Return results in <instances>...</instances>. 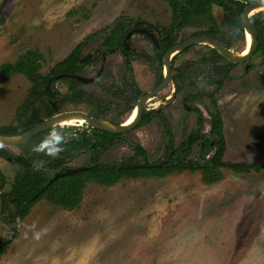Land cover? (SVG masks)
<instances>
[{
  "label": "rangeland",
  "instance_id": "rangeland-1",
  "mask_svg": "<svg viewBox=\"0 0 264 264\" xmlns=\"http://www.w3.org/2000/svg\"><path fill=\"white\" fill-rule=\"evenodd\" d=\"M211 13L213 21L222 20L220 8L213 5ZM0 19H3L0 66L14 64L28 50L38 51L43 56L39 70L42 75L48 74L92 34L81 60L89 53L92 58L82 64L77 75L93 78L100 67L103 73L91 83L78 82L77 89L96 99L110 101L104 121L112 124L125 122L129 116V112L118 107L121 104L118 95L116 99L109 93V87L113 84L115 87L122 76L124 61L119 53L104 51V36L96 32L111 28L117 19L166 26L170 22V9L166 0H0ZM207 23L200 18L180 31L178 41L205 30ZM130 44L138 52L154 55L152 44L142 35H134ZM243 48L244 41L231 44L234 53ZM98 50L105 53L104 58L96 55ZM208 52L205 46L197 45L179 54L173 62V79L179 93L173 97L171 83L145 106L147 110L163 112L175 148L196 127L194 107L201 111L204 119L201 131L208 135L210 100L204 96L201 101H185L189 111L182 102V95L210 93L215 88L208 82L214 78L210 72L212 65L203 62ZM142 59L130 60L137 89L144 94L152 91L157 81L150 69L154 65ZM71 84V79L55 80L50 95L56 99L67 97L72 92ZM30 88L23 74L3 77L0 73V133L5 129H22L18 108ZM214 98L226 140L224 161L264 163V56L257 53L246 64L236 65L224 76ZM76 110L96 113L98 108L96 102L87 100L66 101L56 113ZM83 126L60 125L58 131L62 134L64 131L63 136H67ZM68 127L72 129L65 131ZM127 141L140 145L150 162L162 161L166 153L163 125L153 118L125 134L124 140L104 153L102 161L119 163L133 159ZM33 147L25 143L0 149L20 156ZM209 155L199 142L193 146L189 159L200 162ZM46 156L42 165L48 177L55 171L47 168ZM88 159L89 153L81 154L68 166H84ZM19 172L21 169L15 162L0 158L2 192L10 190ZM221 173L222 179L211 184L202 181L200 172L126 179L112 187L90 182L72 209L41 201L21 223L17 238L0 256V264H264V170L235 174L222 169ZM41 229L44 231L40 238L33 239V233ZM5 233L6 227L1 224L0 235Z\"/></svg>",
  "mask_w": 264,
  "mask_h": 264
},
{
  "label": "trees",
  "instance_id": "trees-1",
  "mask_svg": "<svg viewBox=\"0 0 264 264\" xmlns=\"http://www.w3.org/2000/svg\"><path fill=\"white\" fill-rule=\"evenodd\" d=\"M218 1L221 0H167L168 6L172 9L173 17L168 27H158L161 33V38L159 39L161 51H156L155 54L159 62L166 50L176 43L177 38L174 36L173 30H177L193 21V19L205 15L209 5L213 2L218 3ZM228 3L233 4L231 7H234L235 19L239 21L238 15L243 9L242 1L233 2V0H228ZM224 10L225 12L228 11L227 6H224ZM263 13L257 14L258 17ZM2 23L3 19H0V24ZM226 23L225 21L224 24ZM130 25L131 23L126 22V19H117L111 28L106 27L96 32L98 34H107L103 43L106 51L123 50V34ZM254 27L259 42V50L264 54V21L256 20ZM214 30L215 27L207 34L214 37ZM91 37L92 34L86 36L64 60L56 63L46 75H42L39 72L43 56L38 51L28 50L14 64L0 66V73L3 77L9 76L11 73H20L31 84L26 100L18 108V116L23 120L22 129L20 131L5 129L0 133V136L11 137L28 132L41 123L44 120L43 118L46 119L55 115L59 110L60 104L66 101L71 103L84 100L89 103L96 102V106L102 111L92 113V117L99 120L105 119L103 111L110 109L111 102L96 99L83 90L77 89L78 81L71 78V76L77 75L83 67L80 64L81 54L86 42ZM226 47L228 46L226 45ZM211 51L213 53L212 60L222 58L214 49H211ZM59 75H63L61 79H71L73 84L70 86L72 90L70 95L56 99L53 95H50V86L56 80L55 77ZM112 88L119 97L124 99V101L126 100L121 85H116ZM210 98L211 110L208 111L210 126L208 135L205 136L201 131L204 122L202 114L197 109H193L197 114L196 127L193 132L185 138L178 148H174L173 137L168 135L169 129L167 131L165 129V134L170 139L166 143L167 149L163 158L165 163L153 168L121 169L119 168V163L103 162L102 156L104 153L124 140L125 134L109 133L91 127L85 128L86 125L82 129L64 136L63 150L56 157L46 156V164L47 168L55 171L54 173L61 172L66 170L69 167L68 164L77 156L89 153L88 162L84 165L87 169L53 180L51 179L54 173L51 176H45L46 167L42 165L39 170L34 167L36 162L45 160L43 156H45L46 152H34L32 149L19 156L9 153L6 149H0V158L15 162L21 169V172L15 176L10 190L1 194L3 201L1 224L6 227V233L4 236L0 235V256L7 252L10 244L17 238L21 223L34 205L45 201L54 207H69V209H72L77 205V199L90 182L105 187H112L126 179L163 178L173 173L200 172L202 181L206 184H211L222 179V169L230 170L235 174H250L263 171L264 163L224 161L226 140L223 132L222 117L216 100L212 96ZM118 107L122 108L123 111L129 112L133 107L132 99L126 100ZM42 111L44 112V117ZM148 116L149 113L143 117L138 126L144 125L148 121ZM119 123L114 121L112 124L118 125ZM53 128L60 129L59 126L49 128L32 137L27 144L34 146L39 144ZM71 129L68 127L65 131ZM62 132L64 135V131ZM199 142H201V149H204L205 154L210 153V155L208 158L204 157L200 162L192 161L189 159V155L193 146ZM126 143L132 149L134 156L133 159L126 161L138 163L137 159H140V161L146 160V151L140 145L128 141ZM170 152H172L171 156H169ZM0 183L1 191L4 182L1 180Z\"/></svg>",
  "mask_w": 264,
  "mask_h": 264
},
{
  "label": "flooded vegetation",
  "instance_id": "flooded-vegetation-1",
  "mask_svg": "<svg viewBox=\"0 0 264 264\" xmlns=\"http://www.w3.org/2000/svg\"><path fill=\"white\" fill-rule=\"evenodd\" d=\"M235 1H242V4H243V9H242V11L239 13V15H238V19H239V21H237L235 18V14H234V12H233V9H234V7H231V6H233V4H229L228 3V0H221V1H218V3L216 2H213V3H211L210 5H209V8H208V10H207V13L205 14V15H203V16H200V17H197V18H195V19H193V21H190L188 24H186V25H184V26H182L181 28H179V29H177V30H173L174 31V36L177 38V40H176V43L173 45V46H175V45H177V44H180V43H182L183 41H185V40H188V39H190V38H193V37H206V38H209V39H211V40H214V41H216L217 43H219L222 47H224V48H226V49H228V50H230L231 52H232V50H231V44L234 42V41H239V40H241V41H244V47H245V35L248 33L247 31H246V29L245 28H243L242 27V21H241V15H242V13H243V11H244V9L250 4V3H253V2H264V0H233V2H235ZM166 2H167V0H166ZM225 3V4H224ZM216 6V7H218V8H220L221 10H222V13H223V17H222V20L219 22V23H217L216 21H215V19H214V21L212 20V18H214L213 17V15H212V13H211V7L212 6ZM226 7L227 6V8H228V11H226L225 12V10H224V6ZM229 5V6H228ZM169 7V6H168ZM169 9H170V22H169V24L168 25H166V26H163V27H168L169 25H170V23H171V21H172V17H173V12H172V9L169 7ZM255 10V9H254ZM264 7H262V10L261 11H259V12H256V13H252V12H250V13H248V24H249V26L251 27V29H252V31H253V34H254V37H255V39H256V42H257V47H256V50L253 52V54H252V56L247 60V61H244V62H242V63H238V64H235V65H232V66H229L228 67V71L227 72H224L223 73V69L221 68V69H218V72L220 73L219 75L216 73V71L213 69V67L214 66H222L223 64H224V62H225V60H224V58L222 57L221 59H213V60H215L214 62H213V60L211 59L212 58V56H213V53H212V51H211V49H213V48H211L210 46H208L207 44H200V45H203V46H205L206 48H208V50H209V52H208V55L203 59V62H206V63H208V64H211L212 66H211V70H210V72L212 73V75H213V79L211 78L210 80L208 79V82L211 84V85H213V86H215V88L213 89V91L212 92H210V93H208V92H206V91H199V92H197V93H194L193 95H188V94H185V95H182V102H183V105L185 106V108L187 109V111H189V107H187V105H186V103H185V101H194V100H197V101H201V99L205 96V97H207L209 100H210V105H211V98H210V96H212V98L213 99H215L214 98V96L219 92V90H220V88H221V85H222V83H223V78H224V76H226V75H228V74H230L231 73V71L235 68V66L236 65H240V64H246L247 62H249L250 60H251V58L254 56V55H256L257 53H261L263 56H264V54H263V52L262 51H260L259 50V42H258V38H257V35H256V31H255V27H254V24H255V21L256 20H263L264 21ZM259 13H263L261 16H259L258 17V15L257 14H259ZM258 17V18H257ZM200 18H203V19H205L206 20V22H208L207 23V28L205 29V30H200V31H198V32H196V33H193L190 37H188L187 39H185V40H180V41H178V37H179V33H180V31H182L184 28H186V27H188V26H191V25H193V23H195L196 21H198V20H200ZM227 18H228V20H227ZM227 22L226 24H224V22ZM230 25H232V26H230ZM161 25H159V24H149V23H144V22H142V21H140V20H136V21H134L133 23H131V25L126 29L127 31H125L124 32V34H123V39H122V46H123V40H124V38L126 37V35L129 33V32H131V31H133V34H131L130 36H129V38L127 39V43H128V45H129V49H124V47H123V50H118V51H107L108 53H111V52H117V53H119L120 55H121V57H122V59H123V61H124V63H123V66H124V69H123V71H122V76L116 81V83H115V86L116 85H121L122 86V90L124 91V96L126 97V100H130V99H132V103H133V107L131 108V110L129 111V116H130V114L132 113V111H134V109L136 108V106H135V104L138 102V100L141 98V97H143V96H145L146 94H148V93H151L152 91H154L161 83H162V81H163V79H164V75H166V72H165V67H164V64H163V58H164V55H165V53L171 48V47H173V46H171L169 49H167L166 50V52L162 55V57H161V59H160V62H159V60L157 59V56H156V54H155V52L157 51V52H160L161 51V49H160V44H159V39L161 38V33H160V30H159V28L158 27H160ZM214 27H215V30H214V33H213V35H214V37H212V36H210V35H208L207 33L209 32V31H211L212 29H214ZM104 29V28H103ZM249 34V33H248ZM103 36H104V40H105V37H106V35L107 34H102ZM134 35H142V36H144L145 38H147L148 40H149V42L152 44V47H153V52H154V55L153 56H149V55H147V54H145V53H141V52H138V50L137 49H134L133 47H131V44H130V40H131V38L134 36ZM150 35H152L154 38H155V40L157 41V43H158V45H159V49H157L156 47H155V45H154V42H153V40H152V38L150 37ZM250 35V34H249ZM250 37H251V35H250ZM103 43H104V41H103ZM103 45V44H102ZM226 45L228 46V47H226ZM251 45H252V37H251ZM251 45H250V47H251ZM195 46H197V45H192V46H190V47H188L187 49H185V50H183V51H181V52H179V53H176V54H174L173 55V57H171V59H170V68H171V72H172V77H171V80H170V82L168 83V85L161 91V92H163L171 83L174 85V90H173V97L177 94V93H179V87H178V84L176 83V81H175V78L173 79V62L176 60V58H177V56H179V54H181V53H184V52H186V51H188V49H190L191 47H195ZM104 47V46H103ZM250 47H249V49H250ZM105 49H104V51L106 52V47H104ZM249 49L246 51V53L244 54V55H246L247 53H248V51H249ZM243 52H244V48H243V50H241L239 53H234V52H232V53H234V54H238V55H243ZM96 53V55L98 56V54H100V56L101 57H103L104 58V56H105V53L102 51V52H99V50L97 51V52H95ZM90 55H91V53H89ZM88 54V55H89ZM87 55V56H88ZM86 56V57H87ZM133 57H141V59L142 60H145L144 62H151V64H153L154 66L152 67V68H150L149 66V68L151 69V71H152V73H153V75H154V77L156 78V87L152 90V91H150V92H147V93H140L139 92V90L137 89V86H136V83H135V81H134V76H133V72H132V65H131V63H132V60H130L131 58H133ZM91 58H92V55H91ZM91 58H90V60H91ZM94 58V57H93ZM81 60V59H80ZM88 62V61H87ZM159 63H160V65H159ZM84 64V63H83ZM102 73H103V67H100V70L98 71V73L96 74L97 75V78L94 80V81H96L101 75H102ZM95 75V76H96ZM71 78L72 79H74L73 78V76H71ZM75 80V79H74ZM93 82V81H92ZM91 83V82H90ZM112 87H114V84L113 85H111L110 87H109V93H111L110 95L112 96H115V95H118V94H116L112 89ZM177 87H178V91H177ZM218 87V88H217ZM77 88V87H76ZM160 92V93H161ZM159 94V93H158ZM158 94H156V95H158ZM156 95H154L153 97H150V98H148L147 100H146V102H145V104H144V106H143V109H142V114H141V119H140V122H141V120L143 119V117L147 114V113H149V118H148V121L146 122V123H150L151 122V120H153V118H156V119H158L159 121H160V123H162V125H163V130H164V134H165V129H166V131L168 130V129H170V126H169V123L166 121V119H165V116L163 115V112L161 111V110H159V109H153V110H147V109H145V106H146V104L148 103V101H150V100H152V99H154L155 97H156ZM113 96H112V98H113ZM119 97V96H118ZM116 99H117V96L115 97ZM120 101H121V104H123V102H126V100L124 101V99H122L121 97H119L118 98ZM216 100V99H215ZM120 104V105H121ZM96 108H98L97 106H96ZM193 109H197L200 113H201V111L198 109V108H193ZM77 111V110H76ZM100 111H102V110H100V109H98V111H96V113L97 112H100ZM106 111V110H105ZM104 112V111H103ZM107 112V111H106ZM106 112H104V113H106ZM193 112L195 113V115H196V119H197V114H196V112L193 110ZM85 113V112H84ZM92 113H95V111L94 112H91V113H86L88 116H90V117H92L93 115H92ZM57 114V113H56ZM202 114V113H201ZM128 116V117H129ZM92 118H94V117H92ZM104 118H105V116H104ZM96 119V118H95ZM126 121V120H125ZM139 122V123H140ZM121 123H123V122H121ZM121 123H119V124H121ZM139 123L135 126V128L134 129H136V128H138V127H140V126H138L139 125ZM145 123V124H146ZM118 124V125H119ZM83 125V124H82ZM141 126H143V125H141ZM83 127H85V126H83ZM87 127H89V126H86L85 128H87ZM209 128H210V126H209ZM133 129V130H134ZM133 130H131V131H129V132H132ZM129 132H126V133H124V134H128ZM192 133V132H191ZM190 133V134H191ZM123 134V135H124ZM190 134H188V135H190ZM168 135L169 136H171V132L168 130ZM19 136V135H18ZM165 136H166V143L170 140L168 137H167V135L165 134ZM173 139V138H172ZM29 142V141H28ZM27 142V143H28ZM174 142V141H173ZM182 144V143H181ZM180 144V145H181ZM1 147V146H0ZM4 148H11V147H4ZM174 148H175V146H174ZM176 148H178V147H176ZM166 149H167V147H166ZM192 152V151H191ZM171 154H172V152H170L169 153V156H171ZM191 154V153H190ZM190 156V155H189ZM7 161V160H6ZM126 161V160H125ZM144 161V160H143ZM142 161V162H143ZM162 161H164V160H162ZM128 162V161H127ZM161 162V161H160ZM120 163V162H119ZM133 163H136V162H133ZM139 163V162H138ZM153 163H155V162H153ZM164 163H165V161H164ZM80 167H84V166H80ZM69 168V167H68ZM67 168V169H68ZM61 172H63V171H61ZM56 173H58V172H56ZM56 173H54V174H56ZM1 192V194H2V190L0 191ZM2 196V195H1ZM2 212H3V210H2ZM1 225V224H0Z\"/></svg>",
  "mask_w": 264,
  "mask_h": 264
},
{
  "label": "water",
  "instance_id": "water-1",
  "mask_svg": "<svg viewBox=\"0 0 264 264\" xmlns=\"http://www.w3.org/2000/svg\"><path fill=\"white\" fill-rule=\"evenodd\" d=\"M258 7H264V2H253L250 3L243 11L241 15V21H242V27L246 29V31L251 35L252 37V45L246 55H238L232 53L230 50L222 47L219 43H217L214 40H211L206 37H193L188 40L183 41L180 44H177L173 47H171L164 55L163 58V64L165 67V72L166 75H164V79L162 83L151 93L146 94L145 96L141 97L138 102L135 104L137 107V113L135 119L126 125V121L119 124V125H113L109 124L108 122L104 120H99L92 118L88 116L86 113L82 111H71V112H65V113H59L55 114L49 118L44 119L41 123L37 124L35 127L30 129L28 132L19 135V136H11V137H6V136H0V146L1 147H16L19 145H23L27 143L28 141L31 140L32 137L35 135L49 129L52 127L60 126L59 123L67 120L69 118L73 117H79L84 120V125L89 126L94 129L106 131L109 133H114V134H124L126 132H129L135 128V126L140 122L141 119V114H142V109L143 106L146 102V100L150 97H153L154 95L160 93L170 82L171 77H172V72L170 68V59L173 57L174 54L179 53L188 47L192 45H200V44H207L211 48L215 49L225 60L224 64L222 66H214L213 69L216 71V73L219 75L220 73L218 72V69H223V73L228 71V67L242 63L244 61H247L253 54V52L256 50L257 47V42L254 37L253 31L251 27L248 24V13L252 12L254 9ZM133 34V31L129 32L126 37L123 40V47L124 49H129V45L127 43V39L129 36ZM152 38L154 45L157 49H159V45L155 38L150 35ZM91 55L89 54L87 57L83 58L80 60V64H83L87 61H90ZM63 77V75H59L55 77L56 80H59ZM73 78L78 81L79 83L83 84H88L92 81H94L97 78V75L94 76L93 78H85L79 75H73ZM164 164V161L158 162V163H153L148 160H144L141 163H133V162H127V161H120L119 163V168L121 169H136V168H153L155 166H161ZM87 167H76V168H68L64 170L63 172H58L53 175L52 179H56L61 176H66L69 174H73L76 172H81L85 171ZM2 210H3V201H2V196L0 192V224H1V219H2Z\"/></svg>",
  "mask_w": 264,
  "mask_h": 264
},
{
  "label": "clouds",
  "instance_id": "clouds-1",
  "mask_svg": "<svg viewBox=\"0 0 264 264\" xmlns=\"http://www.w3.org/2000/svg\"><path fill=\"white\" fill-rule=\"evenodd\" d=\"M64 143L63 134L57 129L53 128L49 134L37 145L33 147L34 152H46L51 157H56L62 150V144ZM43 162H36L34 167L39 170L42 167ZM43 229L35 231L33 233V239L38 240L43 233Z\"/></svg>",
  "mask_w": 264,
  "mask_h": 264
},
{
  "label": "bare ground",
  "instance_id": "bare-ground-1",
  "mask_svg": "<svg viewBox=\"0 0 264 264\" xmlns=\"http://www.w3.org/2000/svg\"><path fill=\"white\" fill-rule=\"evenodd\" d=\"M261 10H262V7H258L255 10H253L252 13H256V12H259ZM250 45H251V37L247 33L245 35V47H244L243 55L249 49ZM136 113H137V107L134 109V111H132L130 116L126 119V125H128L129 123H131L135 119ZM82 124H84V120L79 118V117L69 118V119L64 120V121L59 123V125H63V126H82Z\"/></svg>",
  "mask_w": 264,
  "mask_h": 264
}]
</instances>
